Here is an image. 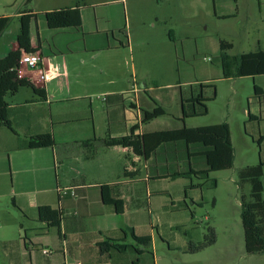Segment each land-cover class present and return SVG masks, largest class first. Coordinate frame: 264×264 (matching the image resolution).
<instances>
[{"label":"crops","instance_id":"crops-1","mask_svg":"<svg viewBox=\"0 0 264 264\" xmlns=\"http://www.w3.org/2000/svg\"><path fill=\"white\" fill-rule=\"evenodd\" d=\"M2 4L0 18H9L10 23L0 35V59L18 47V19L24 11L14 12ZM75 7L80 9L81 27L57 30L46 26L43 14L50 9H29L35 15L31 46L39 42L41 63L40 70L22 67L20 78L42 90L45 99L29 88L5 98L12 130L0 127V264H136V260L156 264L153 253L147 261L145 254L138 256L132 250L102 253L98 244L106 238L121 240L120 228L129 227L139 236L150 235L154 248L156 234L162 238L161 226L171 229L177 213L192 215L191 206L201 201L199 188L186 190L196 184L171 176L206 169L203 149L182 141L165 143L144 159L131 148L106 147L101 141L195 128L188 125L196 110L192 101L199 95L211 96L201 86L193 90L165 76H140L134 64L127 68V58L132 60L133 53L129 37L120 34L116 38L110 27L88 24L86 6L80 0H60L57 9ZM238 14L220 17L235 19ZM43 32L50 33L49 38ZM53 61L59 75L42 80L40 71L47 74ZM252 78L260 96L248 98L247 120L236 142L245 147L248 137L258 141L259 162L264 165V75ZM156 106L166 115L144 124V112ZM169 117L171 122H164ZM226 124L235 159L234 133ZM45 133L52 134L54 147L18 150L20 139ZM179 180L180 188L172 187ZM262 185L264 189V166ZM102 186H111L113 196L124 202L121 216L102 201ZM58 188H74L76 195L59 198ZM44 206L61 212L57 227L40 221L39 208ZM181 248L185 253L186 244ZM42 249L52 254L46 256Z\"/></svg>","mask_w":264,"mask_h":264},{"label":"rangeland","instance_id":"rangeland-1","mask_svg":"<svg viewBox=\"0 0 264 264\" xmlns=\"http://www.w3.org/2000/svg\"><path fill=\"white\" fill-rule=\"evenodd\" d=\"M26 1L0 0V12L2 3H7V9L14 12L52 11L60 7V0H30L28 4ZM80 3L86 6L88 24L97 22L101 29L110 27L116 38H121L120 34L129 37L133 53L132 60L127 58V68L134 64L140 76H165L173 84L188 85L186 88L191 86L193 90L202 86L203 93L211 96L205 103L207 114L188 120V125L203 127L228 122L234 133L232 168L212 172L207 180L192 177L194 184H200V204L191 206L192 215L177 213L171 229L168 225L161 226L162 238L155 232V247L147 248L145 260L150 261L153 253L156 264H264V254L248 255L244 249L240 197L248 195L250 186L240 184L239 180L243 168L259 163L262 150L250 137L245 147L236 142L247 120L244 109L248 98L254 96L255 81L252 77L223 79L218 58L221 40L232 44L233 49L227 51L229 55L255 52L258 47L264 49V0H80ZM236 13L239 14L235 19L220 17ZM49 34L43 32V37L47 39ZM33 36L36 39L35 27ZM174 110L172 107L170 111ZM171 118H165L164 122H171ZM178 185L180 188L181 180L172 183V187ZM186 203L191 204L190 200ZM176 205L183 206L178 202ZM209 227L214 230L215 244L195 254L184 253L182 244L187 248L188 241L195 244L204 241Z\"/></svg>","mask_w":264,"mask_h":264},{"label":"trees","instance_id":"trees-1","mask_svg":"<svg viewBox=\"0 0 264 264\" xmlns=\"http://www.w3.org/2000/svg\"><path fill=\"white\" fill-rule=\"evenodd\" d=\"M26 3H30L27 0ZM46 26L49 30L80 28L82 20L80 9L64 8L45 12L43 14ZM19 32L17 35V49L10 51L5 57L0 59V127L11 129L9 120V108L5 101L6 96L15 94L21 88H29L41 99H45L44 92L37 89L31 82L24 78H19L17 74L18 64L23 54L37 53L39 42L36 47L31 46L30 29L35 15L29 9H25L19 16ZM9 18H0V35L8 27ZM232 44L223 40L219 42V62L222 69L223 79H236L243 77H254L264 75V50L258 49L255 52L243 53L239 55H229L228 50ZM202 87V86H201ZM254 95L260 96V90L253 87ZM207 99L199 95L193 99L192 103L199 108L194 109L191 116L198 117L207 114ZM166 112L160 106H156L151 112H144L143 123L146 124L155 118L165 116ZM182 141L187 145H199L203 152L206 169L190 171L187 174H175L171 178L184 177L192 180H207L209 174L217 171L229 170L234 163V151L231 142L230 130L226 123L211 126L188 128L183 127L177 130L160 131L143 135L142 137H123L119 139H109L101 141L103 146H121L131 148L133 153L147 159L149 155L160 145L171 142ZM85 142L84 144H87ZM259 147L260 143L257 141ZM55 146L52 134L45 133L20 139L18 150L52 148ZM263 164L247 166L239 172L240 184L250 186L248 195L242 194L240 197L241 223L244 237V249L248 255L264 254V200H263ZM215 185V182H213ZM200 188L199 185H189L186 190ZM102 201L105 205L112 206L115 213L121 216L124 212V202L113 196L111 186H102ZM66 195H70L67 193ZM64 196V195H63ZM62 196L59 195V198ZM61 212L52 210L44 206L39 208V219L49 227H57L60 221ZM120 232L124 237L121 240L106 238L98 244L102 253L110 254L116 252L124 254L132 250L136 255L141 256L147 253V248L151 246L150 235H137L132 228L121 227ZM187 233L185 232V235ZM187 236V235H186ZM216 236L212 227L208 228V235L204 241L194 243L188 241L185 253L195 254L214 245ZM138 264V261L135 262Z\"/></svg>","mask_w":264,"mask_h":264},{"label":"built area","instance_id":"built-area-1","mask_svg":"<svg viewBox=\"0 0 264 264\" xmlns=\"http://www.w3.org/2000/svg\"><path fill=\"white\" fill-rule=\"evenodd\" d=\"M25 54H26V53H25ZM27 54H34V55L37 57V63H36L34 66H30V65L24 63L23 60H22V57H21V59H20V61H19V64H18V69H17V74H18V77H19V78H20V74H21V69H22V67H26V68H29V69H32V70H40V69H39V65H40V63H41V59H40L39 55H38L37 53H27ZM23 55H24V54H23ZM23 55H22V56H23ZM40 73H41L40 78H41L42 80H45V76H46V74H43L41 71H40ZM103 100H105V98H103ZM57 191H58V194H59L60 196L66 195L67 193H69V194H70L71 196H73V197H75V195H76V194H75V191H74V188H63V189L58 188ZM41 252H42V254H44V255H46V256L52 254V251L49 250V249H42Z\"/></svg>","mask_w":264,"mask_h":264},{"label":"clouds","instance_id":"clouds-1","mask_svg":"<svg viewBox=\"0 0 264 264\" xmlns=\"http://www.w3.org/2000/svg\"><path fill=\"white\" fill-rule=\"evenodd\" d=\"M22 60L24 63L34 66L37 63V57L34 54H24L22 56ZM59 75L58 67L55 65V62H50L49 64V71L45 76L46 81H51L55 79Z\"/></svg>","mask_w":264,"mask_h":264}]
</instances>
